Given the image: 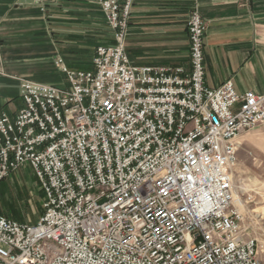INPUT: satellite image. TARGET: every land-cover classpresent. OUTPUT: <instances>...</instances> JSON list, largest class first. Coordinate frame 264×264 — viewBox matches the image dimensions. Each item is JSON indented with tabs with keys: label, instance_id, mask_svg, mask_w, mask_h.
<instances>
[{
	"label": "built area",
	"instance_id": "obj_1",
	"mask_svg": "<svg viewBox=\"0 0 264 264\" xmlns=\"http://www.w3.org/2000/svg\"><path fill=\"white\" fill-rule=\"evenodd\" d=\"M95 2L114 42L94 70L58 58L68 87L21 79L22 107L0 110V181L28 164L45 195L36 223L0 214V264H264L236 180L237 138L264 128V93L206 84L197 8L186 71L132 63L134 0Z\"/></svg>",
	"mask_w": 264,
	"mask_h": 264
},
{
	"label": "crops",
	"instance_id": "obj_2",
	"mask_svg": "<svg viewBox=\"0 0 264 264\" xmlns=\"http://www.w3.org/2000/svg\"><path fill=\"white\" fill-rule=\"evenodd\" d=\"M194 7L208 24L206 84L232 80L239 93H264V0H134L131 62L190 71ZM108 26L95 0H0V110L13 115L22 107L21 79L68 87L58 58L70 70H94L96 47L114 42Z\"/></svg>",
	"mask_w": 264,
	"mask_h": 264
},
{
	"label": "rangeland",
	"instance_id": "obj_3",
	"mask_svg": "<svg viewBox=\"0 0 264 264\" xmlns=\"http://www.w3.org/2000/svg\"><path fill=\"white\" fill-rule=\"evenodd\" d=\"M237 142V185L243 201L247 194L251 197L249 204L243 203V209L249 217L259 220L257 231L261 234L260 240L264 242V128L242 133ZM44 201L45 195L39 180L28 164L0 181L1 214L19 221L36 223L44 211ZM248 223L253 224L251 221Z\"/></svg>",
	"mask_w": 264,
	"mask_h": 264
}]
</instances>
